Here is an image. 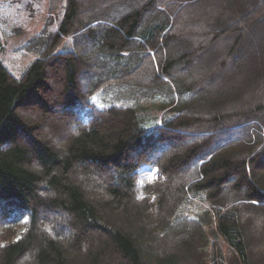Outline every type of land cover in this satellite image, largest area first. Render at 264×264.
<instances>
[{"label":"trees","instance_id":"obj_1","mask_svg":"<svg viewBox=\"0 0 264 264\" xmlns=\"http://www.w3.org/2000/svg\"><path fill=\"white\" fill-rule=\"evenodd\" d=\"M63 2L20 78L0 61V263L230 264L209 226L264 264V0Z\"/></svg>","mask_w":264,"mask_h":264},{"label":"rangeland","instance_id":"obj_2","mask_svg":"<svg viewBox=\"0 0 264 264\" xmlns=\"http://www.w3.org/2000/svg\"><path fill=\"white\" fill-rule=\"evenodd\" d=\"M63 13L64 2L59 6L57 11L52 12L50 10L49 0H0V61L11 74L20 78L25 69L38 58L40 49L45 45L52 32L55 31L60 24ZM68 49H72V37L65 39L56 49V53H62ZM53 77L54 81L58 83L57 79L59 76L53 75ZM54 87L53 90H55V92L59 89L61 90L60 84H56ZM92 102L98 105L97 98H93ZM150 104L149 101H146L144 103V109H151ZM151 112L153 114L155 113L153 109H151ZM156 114L160 117L159 113ZM20 115L27 120L38 122L40 119L41 122V118L35 110L30 114L20 113ZM47 119L45 125L40 126L38 136L49 138V125L51 123L55 124L64 134L68 132V127H65L57 117H54V119ZM184 140L187 143L190 142L188 137L184 138ZM54 145L59 149V143H55ZM95 170H92V172H95ZM144 172L148 173L146 178L149 179H151L154 174V171L148 169ZM109 173L108 175L110 176L111 173ZM93 198L99 200L103 199V196L97 193L93 194ZM189 212L191 214L196 213L197 215H204L208 212V206L205 204L193 205V209L189 210ZM43 215L47 217L48 220L52 217L46 213ZM2 225L3 227L0 222V246L19 240L24 232L23 225L11 226V228H9L7 223ZM205 232L206 235L209 236L210 242L215 240L218 243L225 259L229 261L230 264H237L236 259L228 247L221 239H216L211 227L206 226ZM87 255L88 253L83 255V263H87Z\"/></svg>","mask_w":264,"mask_h":264}]
</instances>
